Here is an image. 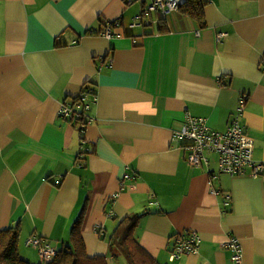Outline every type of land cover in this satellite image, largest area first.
<instances>
[{
    "label": "crops",
    "instance_id": "0c3cea01",
    "mask_svg": "<svg viewBox=\"0 0 264 264\" xmlns=\"http://www.w3.org/2000/svg\"><path fill=\"white\" fill-rule=\"evenodd\" d=\"M145 2L0 0V230L20 225V253L40 263L26 239L63 248L86 207L87 253L109 264L119 255L96 231L135 214L163 264H233L230 237L244 264H264V178L221 173L210 151L192 165L188 142H172L187 113L225 131L246 95L239 121L264 163V0L205 1L203 26L142 15ZM190 231L199 254L172 262Z\"/></svg>",
    "mask_w": 264,
    "mask_h": 264
},
{
    "label": "trees",
    "instance_id": "16d2710c",
    "mask_svg": "<svg viewBox=\"0 0 264 264\" xmlns=\"http://www.w3.org/2000/svg\"><path fill=\"white\" fill-rule=\"evenodd\" d=\"M148 3L144 6V10L142 15L148 14H156L157 12H146V9L152 7L154 4V0H145ZM206 2L204 0H187V2L179 8L178 11H182L184 14L190 16L191 18L195 19L200 24L205 23L204 17V7ZM177 12V11H176ZM143 16L137 17V20L146 22ZM160 17V16H159ZM169 16L163 17L167 18ZM163 22V23H162ZM136 23V21H135ZM161 32H165L167 30V26L163 19L160 22ZM264 57V55H263ZM89 95V91H83ZM84 93L81 94L83 97ZM74 103H72L71 108L69 110L74 109ZM67 106V105H66ZM69 106V105H68ZM70 107V106H69ZM86 106L83 107L82 115L80 117L89 118L88 109L86 110ZM72 113V112H71ZM71 116V114H70ZM68 120V119H66ZM86 214V207H83L80 211L78 217L74 221V225L72 226L69 234V242L68 244L64 245L61 249H56L51 244L47 242V240L41 236L32 235L26 239L25 244L26 246L32 247L37 251L38 257L40 258V263L37 264H109L108 256L106 255H94L90 256L87 253L86 244L82 235V227L83 221ZM139 215H131L124 219H122L116 229L108 236H105L103 229L99 228L96 232L98 233L101 240L107 241L109 245L110 253H117V255L122 256L124 259V264H163L157 258L149 254L145 248L141 245V243L135 237V231L139 224ZM192 232V231H190ZM21 233L22 228L20 225L8 227L5 229L0 230V264H34L26 259H23L20 253V246H21ZM185 232V239L191 240L193 236V232L191 234H186ZM184 234V233H183ZM178 236L175 246L171 251L170 260L173 262L175 260L181 259L184 256L189 255H197L200 252V248L202 246V239L200 238V244L196 247V252L187 251L183 253H179L177 256H174L178 250L177 242L179 238ZM231 238V237H230ZM229 238V239H230ZM29 239H37L40 240L42 246H33L32 243H29ZM241 243V242H240ZM43 246H48L56 250V256L54 259L45 261L44 256L42 255ZM222 247V244L220 245ZM242 246V244H241ZM223 248V247H222ZM231 253V260L234 253L229 248H224ZM242 264H244V257H243V246H242ZM173 256V258H172ZM234 264V262L232 261Z\"/></svg>",
    "mask_w": 264,
    "mask_h": 264
},
{
    "label": "built area",
    "instance_id": "2783aa9c",
    "mask_svg": "<svg viewBox=\"0 0 264 264\" xmlns=\"http://www.w3.org/2000/svg\"><path fill=\"white\" fill-rule=\"evenodd\" d=\"M154 1L153 6L147 8L146 12H157L160 13L162 17L173 14L187 2V0ZM204 1L211 2L212 0ZM109 33L110 30L108 31V34ZM262 66L264 67V57L262 58ZM246 98L241 99L238 113L225 132L212 130L207 125L204 118L187 115L184 126L181 130L174 132L172 141L191 142V145L189 146L190 164H208L206 152L210 151L216 152L219 155L220 171L223 173H227L232 176H240L249 172L253 177L264 176V165L254 161L253 159L254 140L245 134L244 129L239 122L240 116L245 112L244 103ZM70 108L71 107L66 106L65 109L66 115L68 116H70L72 112V110H69ZM86 108L88 109L89 105L86 106ZM214 178L216 177L214 176ZM225 204H229V201L226 200ZM199 237L200 236L198 234L194 233L191 240H186L185 233L182 234L177 242L178 250L174 256L187 251L196 252V247L200 244ZM28 242L32 243L33 246H42L41 241L37 239H29ZM43 247L42 255L45 257L44 260H51L56 254V250L48 246ZM222 247H226L228 249L230 248L232 250L234 253L232 261L234 264H242V246L239 239L231 237L222 243Z\"/></svg>",
    "mask_w": 264,
    "mask_h": 264
},
{
    "label": "rangeland",
    "instance_id": "374dc122",
    "mask_svg": "<svg viewBox=\"0 0 264 264\" xmlns=\"http://www.w3.org/2000/svg\"><path fill=\"white\" fill-rule=\"evenodd\" d=\"M260 65L262 66V60H261V63H260ZM262 68L264 69V67L262 66ZM247 96L246 95H244L243 97H241L240 98V101H241V99L242 98H246ZM247 102V98H246V101H245V103ZM245 103H244V107H245ZM85 105H89V104H85ZM239 107H240V102H239ZM239 109V108H238ZM238 111V110H237ZM238 113V112H237ZM187 115H190V116H192L190 113H187ZM187 115H186V118H187ZM236 115H234L233 116V119H234V117H235ZM193 117H195V116H193ZM197 118H204V117H197ZM205 120H206V118H204ZM233 119H232V121H233ZM186 120V119H185ZM240 122V121H239ZM206 123H207V120H206ZM232 123V122H231ZM184 124H185V121H184V123H183V125H182V127L184 126ZM241 124V123H240ZM207 125H208V123H207ZM231 124H229L228 125V127H227V129L229 128V126H230ZM242 125V124H241ZM209 126V125H208ZM182 127L179 129V130H181L182 129ZM210 127V126H209ZM242 127H243V129H244V132H245V128H244V126L242 125ZM211 128V127H210ZM212 129V128H211ZM227 129L225 130V131H227ZM212 130H214V129H212ZM176 131H178V130H176ZM214 131H217V130H214ZM225 131H217V132H225ZM175 132V131H174ZM174 132H173V135H174ZM245 134H246V132H245ZM247 135V134H246ZM248 136V135H247ZM172 138H173V136H172ZM173 142V141H172ZM181 141H177V142H174V143H180ZM183 142H188V144L186 145V146H188V148H189V146L191 145V142H189V141H183ZM182 142V143H183ZM214 153H216V152H214ZM254 153V152H253ZM217 154V153H216ZM218 155V154H217ZM213 158H215V156H213ZM218 162H219V155H218ZM204 164H206V163H204ZM208 164H209V159H208ZM263 165H264V163H262ZM219 168H220V165H219ZM219 171H220V169H219ZM221 172V171H220ZM221 173H223V172H221ZM248 174H250L249 172L248 173H246V174H244V175H248ZM213 178H214V176L215 177H217V174H215V173H213V175H211ZM241 176V175H240ZM251 176V175H250ZM253 177V176H252ZM260 177H263L264 178V176H260ZM254 178H257V177H254ZM228 199H229V202H230V197H228ZM22 243V242H21ZM23 244H21V246H22ZM21 246H20V248H21ZM30 249H32V250H35L34 248H32V247H29ZM35 252L37 253V251L35 250ZM55 256H56V254L53 256V258L52 259H54L55 258ZM22 258H23V256H21ZM23 259H25V258H23ZM27 260V259H26ZM38 260V259H37ZM36 260V261H37ZM29 261V260H28ZM36 261H34V260H32V263H34V264H37V262ZM114 261L116 262V263H121V264H124V259H123V257L122 256H116L115 258H114ZM31 262V261H30ZM126 264V263H125Z\"/></svg>",
    "mask_w": 264,
    "mask_h": 264
},
{
    "label": "clouds",
    "instance_id": "9594fccd",
    "mask_svg": "<svg viewBox=\"0 0 264 264\" xmlns=\"http://www.w3.org/2000/svg\"><path fill=\"white\" fill-rule=\"evenodd\" d=\"M159 14H160V13H159ZM109 30L111 31V28H110V27L108 28V30H107V31H109Z\"/></svg>",
    "mask_w": 264,
    "mask_h": 264
}]
</instances>
